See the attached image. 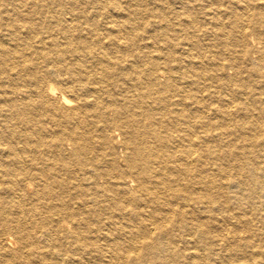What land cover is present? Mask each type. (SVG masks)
I'll use <instances>...</instances> for the list:
<instances>
[{
  "label": "bare ground",
  "instance_id": "1",
  "mask_svg": "<svg viewBox=\"0 0 264 264\" xmlns=\"http://www.w3.org/2000/svg\"><path fill=\"white\" fill-rule=\"evenodd\" d=\"M0 264H264V0H0Z\"/></svg>",
  "mask_w": 264,
  "mask_h": 264
}]
</instances>
